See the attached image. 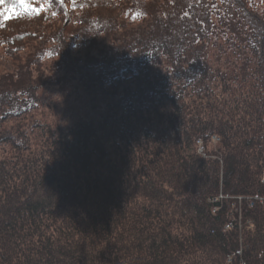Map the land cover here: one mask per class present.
Wrapping results in <instances>:
<instances>
[{"label":"trees","instance_id":"trees-1","mask_svg":"<svg viewBox=\"0 0 264 264\" xmlns=\"http://www.w3.org/2000/svg\"><path fill=\"white\" fill-rule=\"evenodd\" d=\"M28 2L0 0V264H264V0Z\"/></svg>","mask_w":264,"mask_h":264},{"label":"snow or ice","instance_id":"snow-or-ice-1","mask_svg":"<svg viewBox=\"0 0 264 264\" xmlns=\"http://www.w3.org/2000/svg\"><path fill=\"white\" fill-rule=\"evenodd\" d=\"M21 7H23L25 10H27V11H29V12H33V11H35V12H40V11H44V10H46V9L43 8V7L39 8V9L34 8V7L32 6V4H31L30 2H28V0H22ZM5 11H9V9H8V8H5Z\"/></svg>","mask_w":264,"mask_h":264},{"label":"rangeland","instance_id":"rangeland-1","mask_svg":"<svg viewBox=\"0 0 264 264\" xmlns=\"http://www.w3.org/2000/svg\"><path fill=\"white\" fill-rule=\"evenodd\" d=\"M26 53H27V51H25L24 54H23V52H22L19 56L25 58V57H27V55H28V53H27V55H26ZM3 55H4L6 58L11 59V56L8 55V54H5L4 51H1V48H0V60H2V56H3ZM5 66H7V63L5 64Z\"/></svg>","mask_w":264,"mask_h":264},{"label":"bare ground","instance_id":"bare-ground-1","mask_svg":"<svg viewBox=\"0 0 264 264\" xmlns=\"http://www.w3.org/2000/svg\"><path fill=\"white\" fill-rule=\"evenodd\" d=\"M217 140H218V139L214 137L213 141L215 142V141H217ZM198 142H199V144H200V143L203 144L202 141H198ZM203 148H204V147H203L202 145H200V149L203 150ZM263 182H264V180H263ZM257 201H258L260 204H264V196L260 197Z\"/></svg>","mask_w":264,"mask_h":264},{"label":"built area","instance_id":"built-area-1","mask_svg":"<svg viewBox=\"0 0 264 264\" xmlns=\"http://www.w3.org/2000/svg\"><path fill=\"white\" fill-rule=\"evenodd\" d=\"M222 198V196H220V197H218V198H212V199H210V202H217L219 199H221Z\"/></svg>","mask_w":264,"mask_h":264}]
</instances>
